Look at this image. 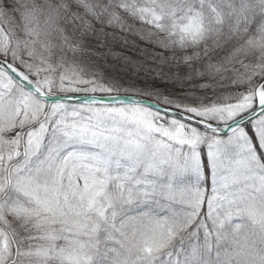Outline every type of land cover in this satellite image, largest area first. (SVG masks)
Returning a JSON list of instances; mask_svg holds the SVG:
<instances>
[{
	"label": "snow or ice",
	"instance_id": "6c2138e0",
	"mask_svg": "<svg viewBox=\"0 0 264 264\" xmlns=\"http://www.w3.org/2000/svg\"><path fill=\"white\" fill-rule=\"evenodd\" d=\"M0 264H264V0H0Z\"/></svg>",
	"mask_w": 264,
	"mask_h": 264
}]
</instances>
